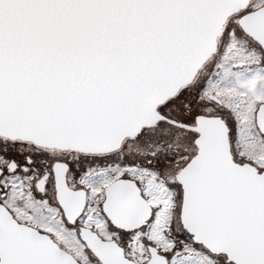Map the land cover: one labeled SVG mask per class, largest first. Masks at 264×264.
Segmentation results:
<instances>
[{"label":"snow or ice","instance_id":"snow-or-ice-1","mask_svg":"<svg viewBox=\"0 0 264 264\" xmlns=\"http://www.w3.org/2000/svg\"><path fill=\"white\" fill-rule=\"evenodd\" d=\"M0 264H264V0H0Z\"/></svg>","mask_w":264,"mask_h":264}]
</instances>
